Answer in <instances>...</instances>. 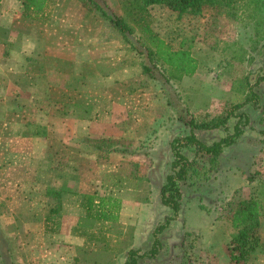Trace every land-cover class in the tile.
<instances>
[{"label":"rangeland","instance_id":"374dc122","mask_svg":"<svg viewBox=\"0 0 264 264\" xmlns=\"http://www.w3.org/2000/svg\"><path fill=\"white\" fill-rule=\"evenodd\" d=\"M24 1L5 0L0 15V264H49L56 247L64 245L44 230V211L55 203L50 189L61 183L77 182L79 188V181L98 189L101 182L103 194L123 203L142 206L146 198L150 201L148 183L139 187L130 180L136 168L149 177L154 164L149 151L159 147L167 159L173 156L170 139L190 134L184 121L204 123L222 116L250 98L253 86L261 107L251 102L239 111L249 123L219 162L211 164L209 157L185 150L193 168L180 184L183 218L179 229L166 230L160 238L162 247L168 246L158 257L161 264H229L235 208L257 195L264 200V81L256 85L264 76V0L234 13L220 6H206L199 15H181L163 5L149 8L155 33L174 50L185 42L199 62L197 73L182 84L167 83L161 74L156 81L145 74L143 57L109 21L88 12L82 0H49L39 19L25 16ZM107 1L120 16L132 2ZM106 75L110 81L101 79ZM67 104H81L84 111L89 107L88 138H126L140 152L84 157L82 144L75 140L81 131L71 118L75 110ZM237 122L232 117L227 130L195 134L212 145L233 134ZM68 132L77 134L69 145L79 149L60 153L69 141ZM90 158L106 171L96 176ZM52 167L61 172H51ZM117 176L111 188L103 187L109 177ZM44 178L57 184L46 188ZM68 204L73 205L72 199ZM157 216L158 225L167 217ZM143 217L140 224L146 231L158 226L145 224ZM77 218L62 222L75 225ZM133 224L114 227L117 234L110 236V244L128 250ZM186 232H196L187 240L194 242L195 250L183 247ZM259 235L264 242V217ZM152 240L144 244L153 246ZM251 262L264 264L262 249L252 254Z\"/></svg>","mask_w":264,"mask_h":264},{"label":"trees","instance_id":"16d2710c","mask_svg":"<svg viewBox=\"0 0 264 264\" xmlns=\"http://www.w3.org/2000/svg\"><path fill=\"white\" fill-rule=\"evenodd\" d=\"M4 1L0 0V12ZM259 2L260 0H132L125 9L124 15L120 16L112 9L107 0H82L88 12L95 13L109 21L122 38L143 57L142 69L145 74H148L155 81L159 78L158 75L161 74L167 83L172 84L173 82L182 84L185 78L193 77L199 69V62L193 56L191 46H187L185 42L181 43L178 50H174L171 45L155 33L151 26L152 15L149 9L151 6H167L181 15H199L206 6L226 7L234 13L242 7L259 5ZM48 5L49 0H25L24 14L32 19H39L44 15ZM46 16L48 15L46 14ZM262 81H264V76L259 78L256 85ZM250 94L252 95L250 98H246L244 102L231 107V109H227L225 114L218 118L207 120L204 123H197L193 119L184 121L191 128L190 134L177 136L170 143L174 161L171 164V173L167 177V182L161 190V203L172 211V215L165 217V220L153 230L154 244L152 248L148 251L130 249L124 264H138L141 258H155L160 254L162 251L161 235L170 227L172 222L178 220L181 211L183 194L180 184L187 179L190 170L193 168V161L190 160L185 150L209 157L211 164L219 162L224 150L235 144L243 133V127H246L249 123V118L243 113L240 114L239 111L246 106H252L251 102H253L254 107H261V99L254 92L253 86L250 88ZM232 117L238 119L234 127V133L227 135L219 142L207 145L195 134L197 130H227ZM84 142L94 148L102 157H106V154L111 153L127 155L140 152V149L136 145V147L134 146V141L126 138L116 140L87 138ZM114 179H118V176L109 177L104 182L103 187L106 189L110 186L111 188L113 185L111 182ZM130 180L139 187H141V182H147L149 191H151V181L148 176L141 174L140 169L136 168L132 171ZM50 193L54 194L55 198V203L51 205L50 214L47 216L50 221L53 216L55 218L56 216L57 218L62 217L60 212L64 193L79 195L77 190L68 186H63L60 189H50ZM81 195L83 198L82 205L85 207L87 214L85 217L77 219L78 227L76 226L75 231L81 236L85 235L84 237H87L91 242L100 244V246L96 249L90 247L78 248V255L74 260V264H119L118 261L121 258L118 257L117 253L120 249L112 248L106 231L112 235L117 234L113 229L118 226L122 200L114 195ZM145 201H148V198ZM263 216L264 202L259 195L241 200L238 203L230 218L232 232L227 247L229 264H253L251 262L252 254L258 249H262L264 252V242L261 241L259 235ZM104 223H111V228L103 225ZM80 229L83 231H80ZM51 231H54L52 227H50V230L46 229L48 233ZM193 235H196V232L185 233L182 245L186 252L188 249H196L194 242L187 243L188 238ZM131 237L133 238L132 235Z\"/></svg>","mask_w":264,"mask_h":264},{"label":"crops","instance_id":"0c3cea01","mask_svg":"<svg viewBox=\"0 0 264 264\" xmlns=\"http://www.w3.org/2000/svg\"><path fill=\"white\" fill-rule=\"evenodd\" d=\"M1 13H5L4 2L2 4V9H1L0 15H1ZM11 41H14V40H11ZM18 46L19 45L17 43V45L15 47H18ZM84 66H85V64H84ZM88 73H90V72L88 71ZM106 77H108V75H106L105 78L103 76L101 79L104 81L105 80L110 81V78H112L111 76H109L108 78H106ZM44 94L45 93L43 92V95ZM52 104L53 105L55 104V100H54V102H52ZM65 105H66V103L64 104V106ZM67 106H68V104H67ZM71 107L73 110H75V112L71 111V118L74 121V125L76 127H78L81 131L79 132L78 135L77 134L72 135L71 132H68V135H69L68 140L69 141L66 143V145L63 148H61L59 150L60 153L64 149H66L67 151H72V152L76 151V149H79L76 146L71 147L69 145V142L71 143V139L75 135H77L75 140H76V142H79L80 144H82V145H80V144L79 145H80V149L84 153V157L89 158V157H92L93 155L96 156V154H98V153L94 150V148L90 147L88 144H86L84 142V140L87 139L89 136L88 132L86 131V125L91 123L90 122L91 112L89 111L90 110L89 107L85 108V109H87V111L83 110L85 106H81V104H73V105L70 104L69 110ZM140 136L142 137V135H140ZM160 136H162V135L160 134ZM173 139L174 138L170 139V143L172 142ZM43 143L45 145H47L46 140H44ZM49 148L50 147H48V149ZM48 149L46 148V150H48ZM158 150H159V147H158V149L154 148V149L149 151L150 157L154 161L153 168H151L150 173H149V179L151 181L150 201H146L147 203H145V201H143L142 206H139V203L133 204V205L122 203V206L120 209L119 222L117 223V225L118 226L122 225L123 227H127V226H129L130 222L132 221V222H134L133 225L136 226L134 237L132 239L133 240L132 246H130L129 249L126 251H123V252L119 251L120 253L119 252L117 253V254H119L120 258L122 259V264H124V262L127 258L128 251L130 249H141L143 251H148L152 248V245H145L144 243L146 240H148V242H151L152 237H153V230L156 229L155 228L156 226H154V228H152L153 230H149V231L147 230L146 231V227L142 226L140 224L141 219H142V214H144V217H143L144 219L142 220V222H144L145 224H149V225L153 222L155 223V225H158L159 222L156 221L157 215H162L164 217L172 215V211L170 209L164 207L161 203V190H162V187L167 182L168 175L171 173V164L173 162V156L169 153L170 156H168V159H167V156L165 157V156L161 155V151H158ZM89 153H91L92 155H89ZM90 159L92 160L91 161L92 163H95V170L98 173V174H96V176L99 175L100 172L106 171L105 168H103V166L100 165L97 167L96 161L93 160L92 158H90ZM69 160H70L69 163L74 161L72 158ZM52 169L53 170L51 172H56V173H58L57 170L58 171L60 170V168H56V167L55 168L52 167ZM67 169H69V168H67ZM59 172H61V171H59ZM43 174H46V173H43ZM49 179L44 178V184H45L46 188L53 187L54 185L57 184V182H55V183L48 182ZM82 180L83 179H81V181ZM48 184H51V185H48ZM80 184H81V186H80ZM100 184H102V183L99 182L98 189L95 186L88 187L83 182L79 183V181H78L79 188H76L77 182H76V184L75 183L66 184L64 182V183H61V184L55 186L57 188H54V189H58V188L60 189L63 186H68L69 188L71 187L74 190L77 189V191L79 192V195H74L71 193H64L62 195V209L60 212V216H62V217L55 218V216H53L51 221H50V220H48L47 216L50 214L51 206H50L48 211H44V215L46 217L45 222H44L45 232H46V229L50 230V227H52L54 229V231H51L49 233L46 232V233L50 234V237H54V239L56 241L62 242L64 244L63 246L56 247V249L54 250L55 254L53 255V257H50V259L47 261V263H49V264H53V263L54 264H74V260L78 255V248L89 247L92 244L94 246L96 245V242H91L87 237H84L85 235L81 236L75 231L76 226H77V222L75 225H71V226L65 225L64 226V223L62 222V220H64L65 217H75L76 216V217H78L77 219H80V218L86 216L87 212H86L85 207H83V205H82L83 204V198H82L81 194H90V195H96V196L109 195V194H103L104 190L102 192V187H100ZM103 185H104V183H103ZM69 199H72V201H73V205H71V206L68 204ZM261 199L263 200V198H261ZM263 202H264V200H263ZM179 217H178L177 221H174V223L172 222V224L167 229V231H172V230L174 231L176 229H179L180 221H181V218H183V214L180 217V219H179ZM261 222H262V220H261ZM99 225H101V223H99ZM103 225L107 226L108 228H111V226H112L111 223H104ZM80 231H83V230L80 229ZM89 232H91V231H89ZM106 235L110 238V236L112 234L106 231ZM113 236H115V235L113 234ZM109 242L111 243V239ZM152 242H154V240H152ZM182 244H183V242H182ZM112 248L118 250L115 247V245H113ZM165 249H168V246L164 245V247H162V250H165ZM160 254L157 255L155 258H149V257L141 258V259H139L138 264H145V262H146V264H161L159 262V259H158Z\"/></svg>","mask_w":264,"mask_h":264}]
</instances>
